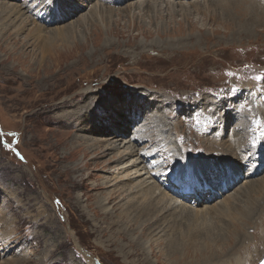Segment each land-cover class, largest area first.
Segmentation results:
<instances>
[{
  "label": "rangeland",
  "instance_id": "1",
  "mask_svg": "<svg viewBox=\"0 0 264 264\" xmlns=\"http://www.w3.org/2000/svg\"><path fill=\"white\" fill-rule=\"evenodd\" d=\"M82 1L57 0L54 6L50 0H0L8 7L17 3L25 13L0 33V264H258L264 256V165L250 176L251 180L248 178L257 185L255 190H246L241 174L246 165L249 169L258 165L264 151V26L259 21L254 23L260 10L239 15L235 7L230 8L235 20L249 26L247 30H232L225 22L205 17L203 8L199 11L186 0L187 17L167 9L165 1L144 0L140 12L135 2L142 0H93L85 2L81 10L73 8L74 4L80 8ZM132 2L134 8L126 11ZM149 2L151 7L146 6ZM227 2L217 1L216 9L227 13L231 6L230 0ZM95 5L125 11L116 10L119 13L110 14L109 19L103 8L94 16L103 15V22L102 18L85 20ZM4 7L0 6V12ZM149 8L155 14L148 16L145 11ZM58 14L67 18L47 23ZM155 23L165 26L166 31L159 34ZM34 25L40 32H30ZM257 76L261 79H255ZM135 90L144 100L151 98L148 108L146 101L132 108L130 93ZM87 94L97 97L90 101L97 106H92L96 112L104 108L95 118L96 124H87L86 117L88 131L127 133L135 121H140L133 127L134 133H129L139 137L143 129L145 132L135 150L136 158H145L143 162L151 172L160 169L154 177L165 188H170L167 180L177 165L176 152L194 161L212 158L203 169L214 175L223 170L217 162V155H226L219 152L221 145L240 142L243 148L236 158L245 154L251 161H243L242 156L232 164L237 167L239 163L241 180L228 194L235 198L236 189L244 187L246 191L239 199L219 201V206L218 199L210 198L204 187L207 199H213L211 209L194 218L190 226L198 227L203 238L196 236V230L193 233L185 228L182 236H177L180 244L151 239L144 253L137 246L138 252L124 256L122 251L132 247L124 235L118 236L120 225L110 226L111 220L96 206L108 190L104 181L112 179L118 184L116 177L125 174L117 173L123 163L117 166L119 157L112 156L110 150L114 146L103 149L98 143L93 151L94 147L78 149L80 141L71 144L80 121L62 116L63 111L73 112L83 106ZM109 100L119 104L112 107ZM150 113L154 115L151 123L139 131L137 127L146 122L140 118ZM96 135L92 132L89 137H100ZM256 157L258 163H254ZM225 159L229 163L235 160ZM223 175L216 179L220 185H226V180H219ZM139 179L143 177L135 179L134 185ZM95 184L103 188L93 189ZM112 188L117 189V185ZM196 200L186 204L203 206ZM251 207L255 209L252 216ZM96 210L98 216L93 213ZM116 218L113 215L112 220Z\"/></svg>",
  "mask_w": 264,
  "mask_h": 264
},
{
  "label": "bare ground",
  "instance_id": "2",
  "mask_svg": "<svg viewBox=\"0 0 264 264\" xmlns=\"http://www.w3.org/2000/svg\"><path fill=\"white\" fill-rule=\"evenodd\" d=\"M91 1H93V0H83L80 8L78 7L79 5L77 6V4H74L72 6H73V8L74 7L78 8V9H76L78 11V10H81V8H84V6H86L85 2L90 3ZM107 1H109V0H107ZM158 1H161L159 4H162V2L165 1V4L167 5L166 6L167 9L170 10V8H172L173 12L178 11L180 14H183L186 17L188 16L187 13H189V11H188L189 9L185 8L186 5L183 2L184 0H155V3H157ZM180 1H182V2H180ZM186 1H188L189 6L196 8L199 11L202 10V8H203V14L205 13V17L211 18V20H213V22H217L218 20L225 22L224 25L227 26L228 28L231 27L232 30H234L235 28H239L241 30H242V28H244L245 30H247L249 28V26L247 24H242L241 23L242 21L235 20V18L231 16L230 12L232 10L230 11V8L234 9V7H235L237 9V12L239 13V15H241V14L242 15H248L252 11H257L259 9L260 14H258L256 12L257 15H255L256 20H254V23L255 22L257 23L259 21L258 24H261L262 27L264 26V0H230L231 6L227 7L228 10H226V12L228 14L219 12L215 7V5H216L215 3L218 1V4H219V2H222V0H214V1H212V0H186ZM201 2H203V3H201ZM226 2H227V0H226ZM135 3H138L136 8L139 10V12L142 11L144 0H142V2H135ZM135 3H133V2L129 3L125 8L126 11H131L132 8H134L133 5H135ZM103 4H105V2H103ZM2 5H5L4 9H6V10L8 9V10H7V12H5L3 9V12H2V10L0 12V14H1V20H0L1 31H0V33H2V31H5V29H6L5 26H14L15 25L14 20L16 18L18 19V18L24 16V14H25V13H23L22 9L20 8V6L17 3H14V4L10 3L9 7L7 6L6 3H3V4L0 3V6H2ZM146 6L151 7L150 2ZM175 6L178 7V10L175 9ZM103 8H104V11L106 12L105 17L109 18V19L112 18L110 14L119 13L116 10H119V11L124 10L125 11V9H115V8L106 7L104 5H102V7H98L97 5H95V7H92L90 9V13L86 14L84 19L85 20L86 19L92 20V19L102 18V22H103V20H105V19H103V15H100L98 17H94V16H97L98 13H100V9H103ZM134 11H135V9H134ZM172 11H170V12H172ZM145 12L147 13L148 16L155 14L154 9H152V8H149ZM256 13H254V14H256ZM69 14L71 15L73 13H69ZM217 14H218V16H217ZM129 15L131 17L134 16L131 14H129ZM66 18L67 17H65L64 14H58L56 16L52 15L51 19L49 21H47V23L53 24V23L57 22L58 20L66 19ZM1 21H2V24L4 26L1 24ZM243 23H246V21L244 20ZM158 24L159 23H155V29L157 28V26H159V29H157L159 34H161V32L166 31L167 28L165 26L158 25ZM71 25L74 26V23H71ZM254 26L257 27L256 25H254ZM14 28H16V26ZM40 30H41L40 27H36L34 25L32 27V29L30 30V32L31 33H37V32H40ZM144 33L145 34L147 33L146 35H148V36L151 35V32L150 31L147 32V30L144 31ZM157 42L160 43L159 41H157ZM157 42L152 41V43H157ZM163 43H166V42L164 41ZM88 92H90V91H88ZM130 94H131V96H133L131 98V100H132L131 104H133L132 105L133 109L135 108V106L139 107L145 101H146V107L148 108L150 106L149 105V102L151 101L150 97L148 99L144 100V98H143L144 95L139 93L137 90L133 91ZM94 95L95 94H93V95L87 94L86 97L88 96V100H87V102L84 103L83 106L77 107L76 110L73 112H70L72 109L70 111H63L62 116H63V119L66 118L67 120H72L73 118H76L80 121V122H77L78 128L76 131H78V134L76 132L73 134V137L71 139V144H74V142L80 141L81 144L79 143V146H77L78 149H80V148L86 149L83 146H86L87 149H89V148L91 149V147H94V149H92L93 151L96 150V148H97L96 146L98 143H101L99 145H101L100 147L103 149L108 148V147L111 148L112 146H114V148H111L110 150L113 153L112 156L116 155L119 157L117 160V163H118L117 166L120 167L121 163H123L122 167H120L121 170L117 173L119 174V173L125 172V174L123 176L120 175L119 177H116L119 179L118 184H117V182L114 183L115 180H112V179L106 180L105 179L106 181H104L103 186L104 187L106 186L108 188V190H106L105 192L103 190L104 193L100 198H98V202L96 203V206L104 214V217L111 220L109 222L110 226L114 223H116L117 225H120V228H118V230H117L118 236H121V234L124 235L126 237V240H127L126 242L132 247L131 251H129V250L128 251H122V252H125L124 256L128 257L131 254H135L137 251V248L139 251L142 250V252L144 253V250L146 247L145 245L147 244V241H150L151 239L154 241L167 240V243L169 245L171 244L173 246L174 243L176 244L178 242L177 236H182L183 230L185 228L190 229V231L196 230L195 231L196 236L201 238V236H202V234L200 235L201 230L199 231L198 227L196 229H191L190 226L194 225V224H191L192 221L194 223V221H195V220H193L194 218H196L197 216H199L201 214H205L206 212H208L211 209L212 205H210L209 202H211L213 199H207V196H208L207 193L206 194L203 193V191L205 189L204 187H206V190L211 195L210 198L218 199L217 202L220 201V202L225 203L224 202L225 198L228 197L230 200H232L234 198L233 196H232L233 198H231L232 194H228V193L230 192L232 185L236 184L239 180H241V178L239 177V170H240L239 169V163L236 165L237 167H234L232 164L236 163V161H239L242 156H243V158H242L243 161H245V160H246V162L251 161V158L245 157L246 156L245 154H243L242 156L240 155V157H239L240 159L236 158L240 154L239 151L241 150V148H243L242 143L238 142V144L234 143V145H230V144L221 145L220 144L222 149L219 152H224L226 155H222V156H220L221 154H219V156L217 155V157H219L217 162H220L223 165L222 166L223 170L221 172L219 170L214 175H208L207 169H203L205 166L209 165L210 161H212V158H200L201 160L194 161L193 159L189 158L187 155L177 154L175 149H171L172 151L176 152V155L174 157L176 158L175 162L177 165H176V168H174L173 173L171 175H169L170 178L167 181L170 182V183H168L170 188L168 187V189H167L161 183H159V181L156 179V177H154V174H158V172L160 170L159 165L154 166V168L159 169V170L151 172V171H149V169H146L147 164L145 162H143V161H145V158L140 157V156H138V158H136L137 154H135L136 148H138L139 143H141L143 141L142 138L145 135L144 129L142 127H144V125L150 124L151 123L150 120L153 119L154 115H152L150 113V115L142 116L140 118L141 121L144 122L146 120V122H144L143 124H140L137 127L139 129V131L143 129V131H141V134L139 135V137L129 135V133H131V134L134 133L133 127L136 126L140 122V121L136 122L135 120H133L135 122L132 124V126L129 127V129L127 130V133L121 132V131L116 133V132L108 131L107 129H105V130H100V129L95 130L94 129L93 131H91V129H90L88 131V129L86 128L87 127L86 126L87 118H89L87 124L90 122L96 124V122H98V121H96L95 118L99 117L101 115V113H103L102 109H104L100 105L101 106L100 108H102V109H99V111L101 113L96 112L95 108H97V106H94V104L90 102V101L94 100L95 98L97 99V97H95ZM93 97H95V98H93ZM125 101H126V99L124 100V103H125ZM67 102H68V100H67ZM109 103L112 104V107L117 106L119 104L118 100H116V101H110L109 100ZM120 103L122 104V102H120ZM63 104H65V102H63ZM106 104H107V102H106ZM129 104H130V102H129ZM152 105H153V103H151V107H152ZM92 106H94L95 108H93ZM227 106H230V104H227ZM117 108L120 109L119 106ZM91 109L95 110V112L92 111V113H90ZM133 109H129V110L132 111ZM61 110H62V108H61ZM225 110H227V109H225ZM256 111L262 113V111L260 109H257ZM65 115L67 117H65ZM156 115H158V114H156ZM119 116L123 117V114L121 113ZM150 116H152V117H150ZM91 117L93 120L91 119ZM121 119L124 120L125 118H121ZM127 119H128L127 120L128 123H131V120L129 118H127ZM248 119H250V117H248ZM124 121H126V119ZM152 124H155V123H152ZM237 125L240 126L239 123ZM137 128H136V130H137ZM146 128H147V126H146ZM148 128H150V127L148 126ZM224 130H226L225 131V134H226L227 129L225 127L223 128V132H224ZM83 132H85V133H83ZM92 132L99 135L100 137H98V138L89 137V136H91ZM238 137L240 138L243 136L239 135ZM101 138H106L105 142L100 141ZM228 140H226V141L228 142ZM226 141H223V142H226ZM239 141H241V140H239ZM215 142H212L211 145L214 147L213 151H215L217 153L218 150L216 149V143ZM103 144L104 145L106 144V146H104ZM166 145L168 146L170 144L169 143L167 144V142H166ZM63 148H64V146H63ZM71 148H72V146H71ZM73 148H74V146H73ZM119 149H122L123 150L122 152L124 154L120 153ZM261 153H262V155L259 156V159H258L259 164L258 165L254 164V163H258V161H256L258 157H256L254 159L255 162L250 164V165L254 164L252 166V168L251 167H250L251 169L246 168V166H247L246 165L244 175H243V173L241 174V177H245L242 179H245V183H246L245 187H246V190L248 192L250 190H255V187L257 186L255 184H253V182L249 181V179L251 180L252 177H250V176L259 172L260 171L259 169H262V165H264V151H262ZM82 154L85 155V151ZM62 157L65 158V156H62ZM226 157L233 158V159L235 158V160H232L231 163H229V161H227V159H225ZM262 158H263V161L260 160ZM137 161H139V162H137ZM204 161H207V163L201 164V162H204ZM142 162H143V165H142ZM148 165H149V167L152 166L151 163ZM231 166H233L234 168H232ZM74 168H76V166ZM164 168H165V166H162V169H161L162 174H164V172H165V171H163ZM263 169H264V166H263ZM220 173H224V175L221 176L222 178L220 177L219 180L220 179L226 180V185H225V183H224V185H220L221 183L219 184V182H216V179L219 177ZM141 177H143V179L137 180V184L134 185L135 179L141 178ZM113 185H117V189H119V190L113 189L112 188ZM103 186L95 184V186H93L92 188L98 189V188H103ZM259 187H261V185ZM131 189H133V191L130 192ZM246 190L244 187H241L240 190L236 189V191H234V192H237V193H236V196L233 200H235L237 198L239 199L241 194H242V191L245 192ZM190 191L193 193L191 194ZM191 195H193V198L189 197ZM125 196H126V198H125ZM118 199H120V200L118 202H116V200H118ZM190 199H192V200L197 199L196 201L199 202V205H203V206H201L200 208L191 207L192 205L189 206L186 203L191 202ZM227 199H226V202H229ZM79 201H81V200L79 199ZM220 202L218 203L219 206H220ZM193 203L195 206L196 205L195 201H193ZM259 205H260V203L255 207V209L257 207H258L257 209H259ZM222 206L224 208V204ZM114 207H115V209H114ZM255 209H253V207H251V210H250L251 216L254 213ZM99 210L94 211L93 212L94 215L98 216ZM115 210H117L118 212L117 211L115 212ZM113 215H115L117 217L116 220H114V221L112 220ZM182 219H184V221H182ZM188 219L191 221H188ZM182 224H184L183 225V226H185L184 228H182ZM198 224H200V223H198ZM121 228H123L124 230L122 231ZM192 235H195V234H192ZM124 236H122V237H124ZM187 236H189V233ZM206 236H208V235H206ZM241 236H242V233H241ZM218 237H219V235H218ZM202 238H203V236H202ZM220 238H221V236H220ZM196 239H197V237H196ZM121 245L125 246L126 244L121 243ZM177 246H179V245H177ZM135 247H137V248H135ZM145 251H147V250H145ZM179 254H180V252H179ZM203 262H204V260H203Z\"/></svg>",
  "mask_w": 264,
  "mask_h": 264
},
{
  "label": "snow or ice",
  "instance_id": "3",
  "mask_svg": "<svg viewBox=\"0 0 264 264\" xmlns=\"http://www.w3.org/2000/svg\"><path fill=\"white\" fill-rule=\"evenodd\" d=\"M50 2L55 6L57 4V0H50ZM255 79L259 80L261 77L257 76ZM264 264V262H262Z\"/></svg>",
  "mask_w": 264,
  "mask_h": 264
},
{
  "label": "water",
  "instance_id": "4",
  "mask_svg": "<svg viewBox=\"0 0 264 264\" xmlns=\"http://www.w3.org/2000/svg\"><path fill=\"white\" fill-rule=\"evenodd\" d=\"M262 262H264V258L259 262V264H262Z\"/></svg>",
  "mask_w": 264,
  "mask_h": 264
}]
</instances>
